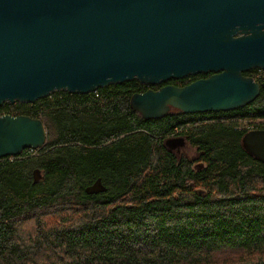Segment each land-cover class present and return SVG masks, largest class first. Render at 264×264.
<instances>
[{
    "label": "trees",
    "instance_id": "1",
    "mask_svg": "<svg viewBox=\"0 0 264 264\" xmlns=\"http://www.w3.org/2000/svg\"><path fill=\"white\" fill-rule=\"evenodd\" d=\"M149 87L0 106L47 132L0 159V264H264V162L242 143L264 129V87L240 109L146 121L129 99ZM97 179L105 192L88 194Z\"/></svg>",
    "mask_w": 264,
    "mask_h": 264
},
{
    "label": "water",
    "instance_id": "2",
    "mask_svg": "<svg viewBox=\"0 0 264 264\" xmlns=\"http://www.w3.org/2000/svg\"><path fill=\"white\" fill-rule=\"evenodd\" d=\"M251 69L264 71V0H0V106L213 72L134 93L129 106L146 121L170 108L228 112L264 87L243 76ZM46 139L40 119L0 116V159L40 149ZM242 143L264 162V129L247 132ZM104 190L98 179L86 188Z\"/></svg>",
    "mask_w": 264,
    "mask_h": 264
},
{
    "label": "flooded vegetation",
    "instance_id": "3",
    "mask_svg": "<svg viewBox=\"0 0 264 264\" xmlns=\"http://www.w3.org/2000/svg\"><path fill=\"white\" fill-rule=\"evenodd\" d=\"M257 70V71H256ZM214 73L213 72H207V73H199V74H195V75H191V76H187V77H184L183 79H187V81L183 82V86L184 85H187L193 81H196L198 79H206L208 78L209 76L213 75ZM243 76L245 77H249V78H252L254 81H257L260 85L264 84V82H261L263 79H264V71L261 70V69H251V70H248V71H245L243 73ZM181 80V79H180ZM177 80H168L166 82H160L159 84L157 85H153V86H150L148 89H152V90H157L161 87H164L166 85H175V83L177 84L178 82H176ZM180 85H182V82L179 83ZM178 87H181V86H178ZM262 87V86H261ZM260 87V89H261ZM172 110V108H170L169 112ZM168 112V113H169ZM7 114V113H6ZM254 130H260V129H254ZM170 141H169V145L171 147H175L178 151H180L181 149H189V147L187 146V143L184 142L179 136L177 135H172L170 136ZM103 185V184H102ZM91 186V185H90ZM104 186V185H103ZM89 187V186H88ZM87 187V188H88ZM105 188V186H104ZM106 190V188H105ZM105 190L103 192H105Z\"/></svg>",
    "mask_w": 264,
    "mask_h": 264
},
{
    "label": "rangeland",
    "instance_id": "4",
    "mask_svg": "<svg viewBox=\"0 0 264 264\" xmlns=\"http://www.w3.org/2000/svg\"><path fill=\"white\" fill-rule=\"evenodd\" d=\"M187 146L189 147V149H181L180 151L187 154V155H193L195 150L193 147H191L190 145L187 144ZM42 181V178L40 175L37 174V181L35 183H38V182H41Z\"/></svg>",
    "mask_w": 264,
    "mask_h": 264
},
{
    "label": "built area",
    "instance_id": "5",
    "mask_svg": "<svg viewBox=\"0 0 264 264\" xmlns=\"http://www.w3.org/2000/svg\"><path fill=\"white\" fill-rule=\"evenodd\" d=\"M14 104V103H13Z\"/></svg>",
    "mask_w": 264,
    "mask_h": 264
}]
</instances>
